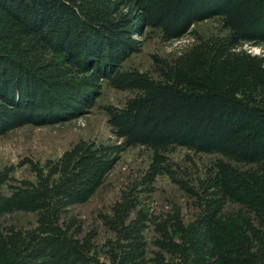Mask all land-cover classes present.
I'll use <instances>...</instances> for the list:
<instances>
[{"label": "trees", "instance_id": "trees-1", "mask_svg": "<svg viewBox=\"0 0 264 264\" xmlns=\"http://www.w3.org/2000/svg\"><path fill=\"white\" fill-rule=\"evenodd\" d=\"M216 14L226 39L200 42L180 60L155 58V77L121 69L142 24L170 40ZM255 21L264 27V0H0L8 35L0 39V134L70 117L92 105L105 80L133 93L106 113L123 147L153 152L151 167L176 147L216 155L197 189L179 181L198 212L188 222L177 212L154 225L151 256L144 212L130 217L127 196L115 204L104 262L95 232L81 237L80 224L61 214L91 197L114 160L77 147L36 184L0 195V214L37 213L30 229L0 231V264H264V67L230 52L255 35ZM227 202L237 209L224 212Z\"/></svg>", "mask_w": 264, "mask_h": 264}, {"label": "rangeland", "instance_id": "rangeland-1", "mask_svg": "<svg viewBox=\"0 0 264 264\" xmlns=\"http://www.w3.org/2000/svg\"><path fill=\"white\" fill-rule=\"evenodd\" d=\"M262 24L255 21L252 26L255 35L248 36L230 52L255 56L264 67ZM3 30L0 26V39L8 36ZM228 35L229 29L218 14L192 23L185 33L170 40H164L159 29L142 24L140 32L133 35L137 48L123 61L121 69L136 68L155 77V58L180 60L198 43L226 39ZM97 90L98 95L91 106L69 111L72 114L66 119L43 124L28 123L0 134V195L8 196L16 188L36 184L77 147L95 150L92 154L112 159L113 164L91 197L86 202L66 206L61 220L74 219V223L80 224L81 237L94 231L92 242L98 247L100 260L107 262L100 248L107 240L114 239L115 233L106 220L113 215L115 204L127 196L134 203L129 216L134 218L140 211L146 215L143 233L147 256H151L157 249L154 239L158 235L154 225L177 212L184 222H188L198 212L194 196L181 188V183L197 189L198 180L204 178L216 155L194 154L183 147H176L164 153L162 165L151 167L153 152L145 147H123L122 139L113 133L106 113L109 106L122 108L133 93L114 89L105 80L100 81ZM236 209V204L227 202L224 212ZM36 221L37 213L12 210L0 214V231L8 232L11 227L27 230L34 227Z\"/></svg>", "mask_w": 264, "mask_h": 264}]
</instances>
